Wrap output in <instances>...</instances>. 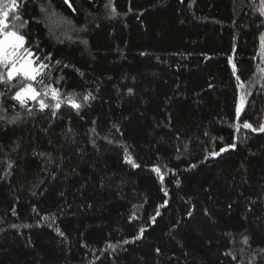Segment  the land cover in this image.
Returning a JSON list of instances; mask_svg holds the SVG:
<instances>
[{
    "label": "trees",
    "instance_id": "obj_1",
    "mask_svg": "<svg viewBox=\"0 0 264 264\" xmlns=\"http://www.w3.org/2000/svg\"><path fill=\"white\" fill-rule=\"evenodd\" d=\"M111 4L20 9L81 107L0 84V264H264V4Z\"/></svg>",
    "mask_w": 264,
    "mask_h": 264
},
{
    "label": "snow or ice",
    "instance_id": "obj_2",
    "mask_svg": "<svg viewBox=\"0 0 264 264\" xmlns=\"http://www.w3.org/2000/svg\"><path fill=\"white\" fill-rule=\"evenodd\" d=\"M25 0H0V84L10 85L13 80H18L17 84H11V87L17 88L13 99L17 100L20 104L26 105L28 101H34L38 104L41 110L47 108L59 109L62 103H69L74 108L79 109L81 107L80 103L75 100V93H69L67 100L61 99V94L59 89L54 88L51 84H44L43 77L46 75L45 69L48 67L39 60V57L32 52L29 47H26L28 43L27 37L23 34L26 28L27 21L23 20V17L19 14L20 9L23 6ZM264 4V0H261ZM106 7H111L112 13H115V7L111 4L109 0V5ZM44 11L43 7L41 8ZM74 11V9H73ZM259 11L264 15V7L260 8ZM10 14L12 16L11 21H9ZM70 23V21H69ZM264 40V36H262ZM85 43H87L85 41ZM233 71H236V65L233 64ZM264 72V69H261ZM237 76V80H239ZM34 84H39L42 87V91H38ZM240 87L243 88V82L240 83ZM131 91V90H130ZM3 95V93H0ZM51 97L55 103H47V97ZM91 97V94L83 97L86 102ZM245 104L244 93H241L240 104L236 108V115L239 118L243 105ZM244 128H250L252 131L264 132V124L259 125V127H253L249 122L243 123ZM239 131V127L237 128ZM231 148H235L236 145H230ZM225 149H221V152ZM220 153L214 152L211 155L216 156ZM129 162L134 163L131 158ZM139 167V165H134ZM157 172L160 171L159 167L155 169ZM163 179V176H161ZM159 215V212H157ZM191 215V213H189ZM155 221V217L152 218ZM143 233L144 229H140ZM63 235V233H61ZM244 242H248V238H244ZM127 243V241H125ZM109 247H114V245H109ZM159 251V249H157ZM235 259V257H233Z\"/></svg>",
    "mask_w": 264,
    "mask_h": 264
}]
</instances>
